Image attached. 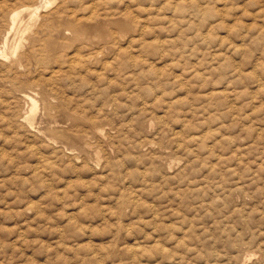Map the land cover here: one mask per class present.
Returning a JSON list of instances; mask_svg holds the SVG:
<instances>
[{"label":"rangeland","instance_id":"obj_1","mask_svg":"<svg viewBox=\"0 0 264 264\" xmlns=\"http://www.w3.org/2000/svg\"><path fill=\"white\" fill-rule=\"evenodd\" d=\"M54 3L0 59V264H264V0Z\"/></svg>","mask_w":264,"mask_h":264},{"label":"bare ground","instance_id":"obj_2","mask_svg":"<svg viewBox=\"0 0 264 264\" xmlns=\"http://www.w3.org/2000/svg\"><path fill=\"white\" fill-rule=\"evenodd\" d=\"M55 2V0H37L36 1V3L34 4V5H32V6H30V7H23V8H21V9H19V10H14V12H10L11 14H10V16H9V27H8V29H7V31L1 36L2 37V46L0 47V59L1 58H3V59H15L16 58V56H17V54H18V52L20 51V50H22L24 47H25V45L28 43V41H29V36H32L34 33H35V31H36V29H37V27L39 26V24H41L40 23V21H41V19H42V17L44 16V15H41L43 12H45V11H47L48 9L50 10V8L53 6V4H55L54 3ZM59 8V7H58ZM48 10V11H49ZM54 10V9H53ZM55 10H56V8H55ZM52 12V11H51ZM51 12L49 13V14H51ZM46 14V13H45ZM48 15V14H47ZM68 15V14H67ZM46 16V15H45ZM45 16H44V18H45ZM69 17V16H68ZM43 18V19H44ZM65 18L66 17H64V21H65ZM68 19V18H67ZM53 20H55L54 18H53ZM72 20H74V19H72ZM70 21V20H69ZM100 21V20H99ZM48 22V21H47ZM62 22V21H61ZM68 22V21H67ZM51 23V22H50ZM98 23V22H97ZM61 24V23H60ZM67 24V23H66ZM71 24V23H70ZM82 24V23H81ZM99 24V23H98ZM88 25H90V24H88ZM88 25L86 26L87 28H89L88 27ZM95 25V24H94ZM101 25V24H100ZM41 26V25H40ZM57 26V25H56ZM61 27L63 26V25H60ZM71 26V28L73 29V31L74 32H76V33H79L80 31H83V30H81V28H79L78 26H74V24H71L70 25ZM94 28H95V26H93ZM98 27V26H97ZM100 27H102V26H100ZM46 28V27H45ZM48 28V27H47ZM55 29L57 28V27H54ZM68 28V27H67ZM86 28V29H87ZM92 28V27H91ZM99 28V27H98ZM39 29H41V28H39ZM53 29V28H52ZM64 29V28H63ZM66 29V28H65ZM80 29V30H79ZM93 29V28H92ZM92 29H90L91 31H92ZM96 29V28H95ZM104 29V28H103ZM38 30V29H37ZM44 30V29H43ZM42 30V31H43ZM57 31V30H56ZM87 31V30H86ZM37 32V34L39 33L38 31H36ZM48 32V31H47ZM59 32V31H58ZM69 32H72V31H69ZM89 32V31H88ZM97 32V31H96ZM40 33H41V31H40ZM82 33H84V31L82 32ZM91 33V32H90ZM92 33H93V31H92ZM91 33V34H92ZM95 33V32H94ZM90 34V35H91ZM49 35V34H48ZM39 36H41V35H39ZM89 36V35H88ZM107 36V35H106ZM33 37V36H32ZM44 37V36H43ZM50 38V37H49ZM70 39V38H69ZM47 40V39H46ZM49 41H51V40H49ZM71 42H73L72 40H71ZM57 43V42H56ZM69 43V42H68ZM32 44V43H31ZM47 44H49L48 42H47ZM54 44V43H53ZM30 45V44H29ZM29 45H28V47H29ZM50 46H51V44H49ZM58 45V44H57ZM56 45V46H57ZM50 46H48V47H50ZM59 46V45H58ZM64 46V45H63ZM108 46V45H107ZM106 46V47H107ZM47 47V48H48ZM53 47V46H52ZM54 47H55V45H54ZM65 47V46H64ZM46 48V49H47ZM45 49V50H46ZM51 49V48H50ZM53 49H55V48H53ZM53 49H51V50H53ZM65 49V48H64ZM49 50V49H48ZM48 50H46V51H48ZM55 51V50H54ZM53 51V52H54ZM22 52V51H21ZM24 52V51H23ZM22 52V53H23ZM51 52V51H50ZM52 52V53H53ZM29 52H27V54H28ZM26 54V55H27ZM21 55V54H20ZM30 55V54H29ZM52 55V54H51ZM54 55V54H53ZM53 55H52V57H53ZM25 57V56H24ZM23 57V58H24ZM72 59V58H71ZM71 59H69V60H71ZM20 60V59H19ZM18 60V61H19ZM5 61V60H4ZM13 61V60H12ZM24 61V60H23ZM22 61V62H23ZM27 61V60H26ZM53 61V60H52ZM73 62V61H72ZM17 63V62H16ZM3 64V63H2ZM13 64L15 65V62H13ZM13 64H12V66H13ZM24 64V63H23ZM23 64H21V66L23 65ZM59 65V64H58ZM5 66H6V64H5ZM11 66V65H10ZM17 66V65H16ZM32 66V65H31ZM23 67H25V66H22L21 68L23 69ZM13 68V67H12ZM19 68V67H18ZM27 68V67H26ZM60 68V67H59ZM3 69V68H2ZM18 71H19V69H17ZM28 70V69H27ZM30 71V70H29ZM54 71V70H53ZM59 71V70H58ZM57 71H55L54 73H56ZM16 73V72H15ZM20 73V72H19ZM52 73V72H51ZM58 74V73H57ZM56 74V75H57ZM12 75V74H11ZM25 75V74H24ZM52 75V74H51ZM15 76V75H14ZM40 76H41V74H40ZM46 76H48V75H46ZM55 76V75H54ZM42 77V76H41ZM53 77V76H52ZM27 78V77H26ZM43 78V77H42ZM51 78V77H50ZM47 79V78H46ZM34 81V80H33ZM37 81V80H36ZM52 81H53V79H52ZM28 82V81H27ZM30 83V82H29ZM30 85V84H29ZM31 86V85H30ZM35 86V85H34ZM53 86H55V85H53ZM32 87V86H31ZM30 87V88H31ZM23 88H24V85H23ZM29 88V89H30ZM49 89H52V88H49ZM62 89V88H61ZM31 91V90H30ZM29 91V92H30ZM35 91H37V89H35ZM51 91V90H50ZM55 91V90H54ZM20 92H22V91H20ZM28 92V91H27ZM38 92H39V90H38ZM65 92V91H64ZM32 93V92H31ZM35 94V93H34ZM19 95H22V94H19ZM36 95V94H35ZM42 95H44L43 94V92H42ZM43 97V96H42ZM23 98L26 100V102L27 103H29L30 104V108H28L27 107V109H29L28 110V112L24 115V116H22L21 117V120L24 122V123H26L27 125L26 126H28V128L29 129H33L34 128V120H35V113H36V110H37V105H36V102L34 101V99L32 98V96H30V94H25L24 96H23ZM45 98V97H44ZM48 98V97H47ZM62 98V97H61ZM50 99V98H49ZM52 100V99H51ZM57 100V99H56ZM63 100V99H62ZM58 101V100H57ZM51 102V101H50ZM57 104V103H56ZM26 105V104H25ZM60 105V104H59ZM80 105V104H79ZM50 106V105H49ZM60 107V106H59ZM79 107V106H78ZM70 109V108H69ZM46 110V109H45ZM62 110V109H61ZM50 111H51V109H50ZM47 112V111H46ZM54 112V111H53ZM61 112V111H60ZM60 112H58V113H60ZM65 112V111H64ZM66 112H68V111H66ZM56 115V114H55ZM19 116V115H18ZM52 116V115H51ZM69 116H72V115H69ZM73 117V116H72ZM74 117H76V116H74ZM73 117V118H74ZM20 118V117H19ZM49 118H50V116H49ZM82 118H83V116H82ZM75 119V118H74ZM78 119H80V118H78ZM84 119V118H83ZM82 119V120H83ZM86 119V118H85ZM72 120V119H71ZM81 120V121H82ZM86 121V120H85ZM95 121V120H94ZM93 121V122H94ZM20 122V121H19ZM76 122V121H75ZM23 123V124H24ZM69 123V122H68ZM82 123H84L83 121H82ZM85 124H86V122H85ZM79 125V124H78ZM77 125V126H78ZM61 126H62V124H61ZM76 126V125H75ZM80 126V125H79ZM82 126H84V125H82ZM87 128H89V129H91V132H92V130H93V132L95 133V135H98L99 137H103L104 138V136H103V131L102 130H100V129H98L97 128V126H95L94 125V123H92V122H90V123H87ZM86 127V126H85ZM38 128V127H37ZM70 128V127H69ZM73 128H75V127H73ZM51 129V128H50ZM77 129V128H76ZM21 130V129H20ZM37 130V129H36ZM60 130H62V129H60ZM108 130V129H107ZM49 131V130H48ZM65 131V130H64ZM79 131H81V130H79ZM84 131H86V130H84ZM36 132V131H35ZM44 132H46V129H45V131ZM66 132V131H65ZM109 132V131H108ZM47 133V132H46ZM51 133H53V132H51ZM59 133V132H58ZM57 133V134H58ZM67 133V132H66ZM41 134V133H40ZM55 134V133H54ZM60 134V133H59ZM70 134V133H69ZM37 135V134H36ZM50 135V134H49ZM56 135V134H55ZM55 135H52L51 134V137L52 136H54L55 138H56V136ZM94 135V136H95ZM43 136V135H42ZM61 136V135H60ZM63 136V135H62ZM89 136H91V135H89ZM97 136V137H98ZM108 136V135H107ZM40 137V136H39ZM96 137V136H95ZM64 138V137H63ZM66 138V137H65ZM67 140H68V138H66ZM105 139V138H104ZM110 139V138H109ZM44 140H46V139H44ZM50 141V140H49ZM63 141V140H62ZM71 141L73 142V143H75V142H77L78 141V138H76V136L74 137H71ZM106 141V140H105ZM57 142V141H56ZM50 143V142H49ZM67 143V142H66ZM55 144V143H54ZM138 144V143H137ZM148 144V143H147ZM89 145V144H88ZM87 145V146H88ZM91 145V144H90ZM89 145V146H90ZM154 145V144H153ZM152 145V146H153ZM27 146H29V145H27ZM53 146V145H52ZM56 146V145H55ZM54 146V147H55ZM60 146V145H59ZM88 146V147H89ZM58 147V146H57ZM151 147V146H150ZM155 147V146H154ZM36 148V147H35ZM62 148V147H61ZM55 149H56V147H55ZM91 149V148H90ZM136 149V148H135ZM138 149H140V148H138ZM142 149V148H141ZM64 151H65V149H63ZM81 150V149H80ZM33 151V150H32ZM59 152V151H58ZM161 152V151H160ZM65 153V152H64ZM67 153V152H66ZM63 154V153H62ZM68 154V153H67ZM72 154V153H71ZM188 182H190L191 183V181H188ZM201 187V186H200ZM252 256V255H251ZM243 258H245V257H243ZM248 258V257H247ZM249 259V258H248ZM244 261V260H243ZM245 263V262H244ZM243 263V264H244Z\"/></svg>","mask_w":264,"mask_h":264}]
</instances>
